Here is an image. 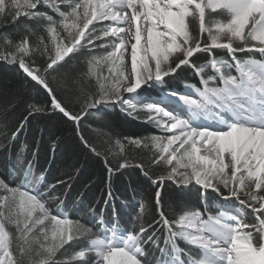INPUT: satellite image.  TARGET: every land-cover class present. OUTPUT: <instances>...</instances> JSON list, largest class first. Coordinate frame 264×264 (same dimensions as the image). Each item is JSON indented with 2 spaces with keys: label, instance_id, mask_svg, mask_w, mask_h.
<instances>
[{
  "label": "snow or ice",
  "instance_id": "snow-or-ice-1",
  "mask_svg": "<svg viewBox=\"0 0 264 264\" xmlns=\"http://www.w3.org/2000/svg\"><path fill=\"white\" fill-rule=\"evenodd\" d=\"M81 58L79 77L61 73ZM0 64L46 97L21 101L26 114L0 128V152L32 119H61L105 168L102 199L85 207L80 193L69 208L72 175L50 182L39 142L31 158L17 153L0 177V264H264V0H0ZM186 71L199 86L173 90ZM149 89L160 99L144 101ZM69 90L73 107L61 97ZM116 106L158 134L100 150L82 122ZM50 141L54 155L61 140ZM129 169L155 189H133L131 213L113 188ZM167 183L195 190L201 206L170 214ZM213 194L232 204L213 213Z\"/></svg>",
  "mask_w": 264,
  "mask_h": 264
},
{
  "label": "trees",
  "instance_id": "trees-1",
  "mask_svg": "<svg viewBox=\"0 0 264 264\" xmlns=\"http://www.w3.org/2000/svg\"><path fill=\"white\" fill-rule=\"evenodd\" d=\"M38 63H43V61L40 60ZM82 69L81 58L79 62L73 60L70 65L61 70V73L67 72L72 76L79 77ZM50 79L55 80L58 77ZM188 82L199 85L198 78L191 71H186L181 73L180 78L171 81V86L181 87ZM38 94L41 100H46L43 90L34 82L30 84L21 70L12 65L0 64V109L8 108L6 115L0 111V128H3L6 123L7 129L12 130L22 115L26 114V106L21 101L29 97L37 98ZM61 97L70 107L77 103L76 92L73 90L62 92ZM12 103L16 104L14 110L10 107ZM82 127L85 136L102 151L109 146V141L113 140L114 137L120 139L144 137L157 131L153 124L134 116L125 115L118 107H102L100 110H94L93 114L82 122ZM53 135L58 136L61 140V143L56 146L54 155L51 151L50 141V137ZM37 142L40 144L38 167L49 169L48 179L50 182H54L58 178H66V175L73 177L70 181L71 189H63L68 193L69 208H73V200L80 193L85 194V207L89 202L95 205L102 199L104 194L102 177L105 175L102 160L83 148L75 136L71 122L66 123L61 119L51 121L47 117L32 119L30 126L21 134L16 144L8 152H0V177H7L9 167L15 162L17 153L22 152L24 156L31 158V153L35 150ZM25 145L27 151H24ZM144 158L147 160V156ZM113 188L119 195L131 200L128 209L124 210L128 213L132 212L131 205L139 199V196L136 199H131L133 189L140 195L147 194L148 196H151L155 190L154 186L140 174L138 169H129L124 176L114 182ZM181 196L182 200L179 199ZM220 202L221 200L217 199L214 194L210 196L213 213L217 210L216 205ZM230 203L232 202L230 201ZM181 204L189 208H199L201 206L200 196L195 190L181 193L175 185L167 183L164 194L165 209L169 210L171 214V211L176 210ZM74 216L86 219L84 212L74 213ZM123 221H129V216L124 215Z\"/></svg>",
  "mask_w": 264,
  "mask_h": 264
},
{
  "label": "bare ground",
  "instance_id": "bare-ground-1",
  "mask_svg": "<svg viewBox=\"0 0 264 264\" xmlns=\"http://www.w3.org/2000/svg\"><path fill=\"white\" fill-rule=\"evenodd\" d=\"M142 43H143V41H142ZM142 54V53H141ZM172 89L173 90H176V91H178V92H181V93H186L187 91H188V89H187V87H175V86H172ZM127 95V94H126ZM132 95H135V94H132ZM141 97H142V99L144 100V101H146V102H155V101H157V100H159L160 99V94H159V92H154V94L153 95H151V94H149V92L148 91H142L141 92ZM149 100V101H148Z\"/></svg>",
  "mask_w": 264,
  "mask_h": 264
},
{
  "label": "rangeland",
  "instance_id": "rangeland-1",
  "mask_svg": "<svg viewBox=\"0 0 264 264\" xmlns=\"http://www.w3.org/2000/svg\"><path fill=\"white\" fill-rule=\"evenodd\" d=\"M105 71H106V70H105ZM187 85H191V84H185V85H183L182 87H186ZM155 91L158 92L159 89H155V90H153V89H149V90H148L149 94H151V95H153ZM116 107L119 108V106H116ZM154 126H155V125H154ZM155 129L157 130L156 133L158 134L159 130H158L156 127H155ZM230 205H231V204H230V201H228L227 204H226L225 206H223V205H218V206H216V207H217V209H218V208H221V207H228V206H230Z\"/></svg>",
  "mask_w": 264,
  "mask_h": 264
}]
</instances>
